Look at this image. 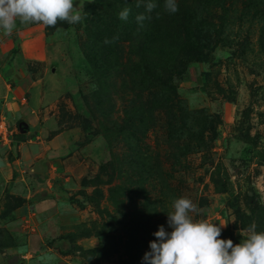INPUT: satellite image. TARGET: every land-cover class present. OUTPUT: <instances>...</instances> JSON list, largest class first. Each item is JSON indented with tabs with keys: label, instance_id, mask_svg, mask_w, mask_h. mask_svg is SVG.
Wrapping results in <instances>:
<instances>
[{
	"label": "rangeland",
	"instance_id": "obj_1",
	"mask_svg": "<svg viewBox=\"0 0 264 264\" xmlns=\"http://www.w3.org/2000/svg\"><path fill=\"white\" fill-rule=\"evenodd\" d=\"M153 2L75 0L80 23L0 31L8 264H144L179 197L234 244L264 231V0ZM143 65L178 106L151 109Z\"/></svg>",
	"mask_w": 264,
	"mask_h": 264
},
{
	"label": "clouds",
	"instance_id": "obj_2",
	"mask_svg": "<svg viewBox=\"0 0 264 264\" xmlns=\"http://www.w3.org/2000/svg\"><path fill=\"white\" fill-rule=\"evenodd\" d=\"M144 5L151 13L157 5L153 0H137V7ZM164 10L169 14L179 11L177 0H165ZM129 8H123L118 16L127 21ZM147 17L137 15L140 26ZM83 16L80 4L75 0H0V31L10 36L20 25L42 24L56 28L60 23L74 25ZM60 29H57L59 32ZM105 39L104 43H112ZM200 208L187 197L174 198L171 211L167 213V224L154 233L156 240L150 242V251L143 257L144 264H264V231L258 232L253 222L245 231V238L234 244L231 239H222V229L227 226L207 219H197Z\"/></svg>",
	"mask_w": 264,
	"mask_h": 264
},
{
	"label": "trees",
	"instance_id": "obj_3",
	"mask_svg": "<svg viewBox=\"0 0 264 264\" xmlns=\"http://www.w3.org/2000/svg\"><path fill=\"white\" fill-rule=\"evenodd\" d=\"M97 0H95L96 2ZM99 1V0H98ZM195 14H193V25H192V30H194V35L197 34L198 36H201V32H202V23L200 22H195ZM197 36V37H198ZM143 67V68H142ZM140 69V73H141V78H144L146 77L147 78V83H145V88H143L144 91H148L150 89V91L154 88H158V87H161V88H158V90H156L155 92H152L151 93V96H152V104H151V109H156V110H161V109H164L167 110L168 107L166 105H172L174 104V106H178L177 104H180V100L179 99H176L174 97H172L173 99H171L170 97H168L167 95L165 96L163 90L165 91L164 87L161 86V85H157L156 83H159V84H164V82L160 81V78L158 79L157 77H152V75L150 74V72L148 73L147 70L149 69L147 66H142ZM137 76V73L134 72L132 73V77L135 78ZM143 80L140 81V84ZM156 81V82H154ZM156 84V85H154ZM175 106V107H176ZM132 111V110H131ZM140 111V108L139 110ZM140 115V113H139Z\"/></svg>",
	"mask_w": 264,
	"mask_h": 264
},
{
	"label": "crops",
	"instance_id": "obj_4",
	"mask_svg": "<svg viewBox=\"0 0 264 264\" xmlns=\"http://www.w3.org/2000/svg\"><path fill=\"white\" fill-rule=\"evenodd\" d=\"M10 254L0 252V264H8L7 261L9 260ZM19 261H17L15 264H19Z\"/></svg>",
	"mask_w": 264,
	"mask_h": 264
}]
</instances>
